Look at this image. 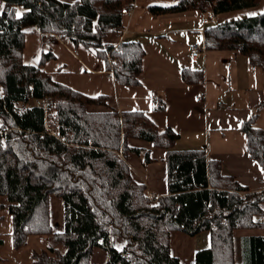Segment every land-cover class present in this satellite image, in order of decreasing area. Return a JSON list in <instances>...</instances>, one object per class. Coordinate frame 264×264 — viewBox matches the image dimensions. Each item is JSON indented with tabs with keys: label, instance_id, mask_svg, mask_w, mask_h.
I'll return each mask as SVG.
<instances>
[{
	"label": "trees",
	"instance_id": "1",
	"mask_svg": "<svg viewBox=\"0 0 264 264\" xmlns=\"http://www.w3.org/2000/svg\"><path fill=\"white\" fill-rule=\"evenodd\" d=\"M173 1L149 9L155 15H220L260 8L256 15L209 24L204 45L207 50L238 51L264 68V0ZM0 2V197H6L13 218L15 248L37 235L51 244L33 251L34 264H92L96 247L107 250L105 264H180L171 252V232L194 236L208 230L211 245L196 252L195 264H237L233 232L264 227V189L251 190L222 174L220 161L203 149H175L180 133L161 129L143 111H89V105H107V98L55 81L43 68L51 53H43L39 65L23 60L26 35L37 29L93 51L119 84H140L142 43L104 42L109 33L122 31V9L135 0ZM182 76L187 82L204 78L203 71L190 68H183ZM48 97L47 113L30 104ZM256 117L243 121L240 129L248 154L264 168V130L254 125ZM47 122L57 135L49 132ZM129 138L166 150L169 193L156 203L131 174L127 155L142 150L129 146ZM52 195L64 202L62 231L51 222ZM114 236L127 241L121 250L113 244ZM244 250L242 264H264V236L247 238Z\"/></svg>",
	"mask_w": 264,
	"mask_h": 264
},
{
	"label": "crops",
	"instance_id": "2",
	"mask_svg": "<svg viewBox=\"0 0 264 264\" xmlns=\"http://www.w3.org/2000/svg\"><path fill=\"white\" fill-rule=\"evenodd\" d=\"M173 3V0H135L133 12L123 17L122 31L109 33L104 39L116 45L122 41L142 43L145 55L138 85L119 84L106 62L84 45L51 34L44 36L37 29L26 35L23 60L39 65L42 54L51 53L52 58L43 68L55 81L89 96L107 98V105H89V111H143L161 129L171 127L180 133L175 149H203L209 158L220 161L222 174L234 177L251 190L264 189V168L248 154L247 137L240 129L243 121L257 114L254 125L264 130V68L254 66L247 56L233 50L205 48L200 56L193 57L191 45L205 47L204 30L209 24L203 23V19L209 12L155 15L149 9ZM231 14L217 15V20H226ZM183 68L203 71V80L185 81ZM128 144L142 150L127 155L135 181L146 186L148 196L167 195L166 150L137 138H129ZM54 197H50L51 222L55 230L62 231L58 227L62 224L59 202H55L58 224L53 222ZM6 204L0 201V264H34L33 251L46 250L51 243L47 238L30 235L24 246L15 248L13 218ZM233 235L235 261L242 264L245 240L264 236V227L235 229ZM111 240L119 250L127 243L121 236ZM210 243L208 230L194 236L179 230L171 232V252L180 264H195L196 252L210 247ZM57 247L61 253L65 252L62 244ZM107 258V250L96 247L91 262L105 264Z\"/></svg>",
	"mask_w": 264,
	"mask_h": 264
},
{
	"label": "built area",
	"instance_id": "3",
	"mask_svg": "<svg viewBox=\"0 0 264 264\" xmlns=\"http://www.w3.org/2000/svg\"><path fill=\"white\" fill-rule=\"evenodd\" d=\"M134 10V4H129L127 6H125L122 9V13L125 14H131ZM217 20V15L214 12H209L207 14V17H205L203 19V23L205 24H211L214 23ZM205 50V47H200L198 44H193L190 46V52L191 55L193 57H198L202 54V52ZM151 99L154 100L153 97H151ZM199 100H202V97H199ZM32 103H34V105L36 106H40L42 107L46 113L48 112L50 106H51V98H43V99H37L35 101H33ZM47 129L49 130L50 133H52L53 135H57L58 134V130L57 129H52L49 125V123L47 122ZM62 138H65V136H62ZM153 202L158 200V197L155 194H150L148 196Z\"/></svg>",
	"mask_w": 264,
	"mask_h": 264
},
{
	"label": "rangeland",
	"instance_id": "4",
	"mask_svg": "<svg viewBox=\"0 0 264 264\" xmlns=\"http://www.w3.org/2000/svg\"><path fill=\"white\" fill-rule=\"evenodd\" d=\"M0 13L2 12L3 8H4V3L3 2H0ZM22 11V8H19V13H21ZM258 11H261L260 8H251V9H248L246 11H240V12H231L232 14L229 16V18H226V19H235V18H239V17H243V16H247V15H250L251 13H257ZM225 20V19H224ZM216 22H218V20H216ZM53 35V34H51ZM56 36V35H55ZM59 37V36H57ZM0 94H1V91H0ZM32 100L30 101V104H32ZM20 106H22V108H25L26 105L25 104H20ZM152 194V193H151ZM55 199H53V203H52V216H53V222L54 223H57L58 224V221H56V209H55V202H59L61 205H62V211H61V215H62V224H58V227L61 228L62 230L64 229V222H65V218H64V202L62 199H59V198H56L54 197ZM0 201L2 202H5L7 203V199L6 197H0ZM59 204V205H60ZM104 249V248H103ZM106 250V249H105ZM104 251V250H103Z\"/></svg>",
	"mask_w": 264,
	"mask_h": 264
},
{
	"label": "snow or ice",
	"instance_id": "5",
	"mask_svg": "<svg viewBox=\"0 0 264 264\" xmlns=\"http://www.w3.org/2000/svg\"><path fill=\"white\" fill-rule=\"evenodd\" d=\"M0 7H2V6H0ZM250 15H256V13H251ZM0 91H2V90H0ZM262 171H264V169H262Z\"/></svg>",
	"mask_w": 264,
	"mask_h": 264
}]
</instances>
